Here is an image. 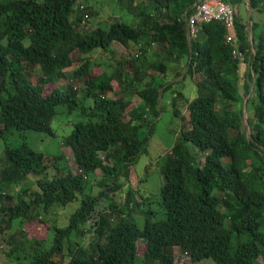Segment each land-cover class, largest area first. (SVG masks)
<instances>
[{
  "label": "trees",
  "instance_id": "trees-1",
  "mask_svg": "<svg viewBox=\"0 0 264 264\" xmlns=\"http://www.w3.org/2000/svg\"><path fill=\"white\" fill-rule=\"evenodd\" d=\"M93 1L0 0V140L19 135L0 156V251L17 264H177L179 254L185 264H264V18L252 19L253 33L260 29L252 45L237 10L242 56L234 57L220 22L189 42L194 0H119L130 19L113 15L108 27L93 25ZM245 1L225 0L236 8ZM248 1L264 14V0ZM115 43L134 48L132 56L116 58ZM76 54L80 88L73 82L46 96L68 79ZM96 54L105 60L94 63ZM173 74L195 81L194 98L175 88ZM164 105L182 125L154 195L143 192L144 178L134 187L132 168ZM61 114L79 118L63 144L76 171L65 153L46 156L25 141L27 132L55 136ZM78 201L64 225L52 226V241L22 232L32 218ZM15 224L19 239L7 234Z\"/></svg>",
  "mask_w": 264,
  "mask_h": 264
},
{
  "label": "rangeland",
  "instance_id": "rangeland-1",
  "mask_svg": "<svg viewBox=\"0 0 264 264\" xmlns=\"http://www.w3.org/2000/svg\"><path fill=\"white\" fill-rule=\"evenodd\" d=\"M119 0H99L98 2H95V4L91 7L92 13H94V22L93 25H102L103 27H108V25L111 22V16L117 15V17L121 16H128L125 11H121L122 6L120 4H117L115 2H118ZM145 0H136L135 4H140L141 2H144ZM117 5V6H116ZM91 6V5H90ZM118 7V8H117ZM124 9V8H123ZM239 11L241 12V15L243 17L250 16L251 21L249 20L250 24L253 21L257 22L259 18H264L263 13H259L256 10H252L251 13L247 10H244L243 7L239 8ZM130 19V17L128 16ZM137 21L135 22V24ZM115 50L118 52L116 58L119 56H125L130 57L132 56V53L134 52V48H131L130 50H127L124 46L121 44H114ZM103 55H94L91 57L92 61L94 63H102L105 59L102 57ZM80 54H76L74 56L75 64L71 69L68 70V79H62L55 85H50L45 90V95L51 94L55 89L62 88L66 89L69 86V83H74L75 86L80 88V84H78L76 81H72V72L77 69L79 66H81ZM174 64H171L172 66ZM180 69V68H178ZM187 68L183 67V70L181 72L184 74L186 73ZM102 73V69L100 67H96L93 71L94 75H98ZM174 74L171 77V80L175 83V88L178 90L183 91V93L186 95L187 98L192 99L194 98L195 93V81L192 80L190 77H187L185 80H183V77H175ZM37 77L33 76L32 82L33 84H37ZM115 84V88L118 89L117 83ZM112 98H115L116 96L114 94L109 95ZM171 94L168 93L165 95L166 98H170ZM133 106L135 104L140 103V99L138 97H133ZM248 100V97L246 98ZM178 108L180 111L186 115L187 114V107L186 104L183 101H179ZM61 112V109L59 110ZM249 117L248 113L246 115V118L243 120V124L245 126V129L249 133V124L246 121V119ZM79 120L76 114L72 116H64L60 115L58 117V120L55 121L52 125V128L57 131L55 136H50L48 134L44 133H36V132H27L24 134V137L26 138L25 141H27L32 148H34L36 151L44 153L47 155H59L61 152L65 153V155L68 158L69 163L73 166V169L76 171V166L73 162V155L70 148H66L63 146L64 144V138L70 131L71 123H74L75 121ZM181 118L176 116L174 114V109L171 106L164 105V110L162 115L159 119L155 121V126L153 133L150 135L149 143H148V151L147 153L142 154L135 164L133 165V174H132V180L134 183V187H137V182L141 178L145 179V182L142 186L143 192L147 191L151 194L158 195L165 184V179L162 174V170L165 165V155L170 152L171 148L175 145V143L178 140V136L180 134L181 130ZM66 125L63 130V125ZM68 131L65 132V131ZM143 134H148V127L145 126L143 128ZM19 137L18 134H15V136L9 137L6 142L3 140H0V156L1 153L3 155L4 152V146L5 143H13L15 145L16 138ZM19 142H22V139H19ZM98 175H100V172H97ZM139 178V180H138ZM187 187L190 190H196L195 184L192 183V181H188ZM81 201V200H80ZM80 201L75 202L71 205H69L66 208L60 207V206H54L56 208H53L51 213L44 214L42 216L34 217L31 220L27 221L25 226L22 230L24 234L27 235L30 239H37V240H43L49 238L50 241H52V226L54 223L64 225L66 221H68V218L76 211V209L80 205ZM107 202V201H106ZM104 200L99 204L98 212L108 207V202L106 203ZM57 209H60L59 211ZM66 211V212H65ZM69 215V216H68ZM68 216L67 220L66 217ZM97 217V214L95 215ZM164 218V216H163ZM140 226H144V219L139 220ZM20 227L15 224L13 226V229L9 231L10 236L13 234H16L14 236L19 239L18 236ZM2 241V235H0V243ZM49 242V241H48ZM47 242V243H48ZM142 244L139 245L141 248ZM144 249V248H143ZM140 254L141 251L139 250ZM179 254V253H178ZM179 259L177 260V264H185V261L188 259L186 257H181L179 254ZM181 257V258H180ZM0 264H17L16 262H13L12 259L7 260L5 255L2 251H0ZM195 264H216L213 260L207 259L199 263Z\"/></svg>",
  "mask_w": 264,
  "mask_h": 264
},
{
  "label": "built area",
  "instance_id": "built-area-1",
  "mask_svg": "<svg viewBox=\"0 0 264 264\" xmlns=\"http://www.w3.org/2000/svg\"><path fill=\"white\" fill-rule=\"evenodd\" d=\"M237 8L225 2V0H194L193 12L187 17V37L189 42L196 40L204 25L218 21L226 29V42L232 48L234 57H241L239 40L236 31ZM248 39L253 45V25L247 27ZM255 56V49L252 50Z\"/></svg>",
  "mask_w": 264,
  "mask_h": 264
},
{
  "label": "crops",
  "instance_id": "crops-1",
  "mask_svg": "<svg viewBox=\"0 0 264 264\" xmlns=\"http://www.w3.org/2000/svg\"><path fill=\"white\" fill-rule=\"evenodd\" d=\"M247 1H248V0H246L245 3H241V4L238 5V6L236 5V6H237V10L239 11V8H240V7H243L244 10H246V11L248 10V11L251 13L252 8L249 7V4H248ZM250 16H251V15L249 14V16L244 17L248 23H249V20H251V19H250ZM248 23H247V27L249 26ZM251 23H252V22H251ZM252 35H260V29H258V32H256V33H253V30H252Z\"/></svg>",
  "mask_w": 264,
  "mask_h": 264
},
{
  "label": "water",
  "instance_id": "water-1",
  "mask_svg": "<svg viewBox=\"0 0 264 264\" xmlns=\"http://www.w3.org/2000/svg\"><path fill=\"white\" fill-rule=\"evenodd\" d=\"M248 2V4L250 3L249 1H247ZM249 7H250V4H249ZM251 8V7H250ZM247 115V114H246ZM246 118V117H245ZM248 119V118H247ZM246 119V121L248 122V120ZM250 129V128H249ZM248 134H250V131H249V133Z\"/></svg>",
  "mask_w": 264,
  "mask_h": 264
},
{
  "label": "bare ground",
  "instance_id": "bare-ground-1",
  "mask_svg": "<svg viewBox=\"0 0 264 264\" xmlns=\"http://www.w3.org/2000/svg\"><path fill=\"white\" fill-rule=\"evenodd\" d=\"M251 21V20H250ZM218 22V21H217ZM237 25V24H236ZM237 29V28H236ZM154 46V45H153Z\"/></svg>",
  "mask_w": 264,
  "mask_h": 264
}]
</instances>
